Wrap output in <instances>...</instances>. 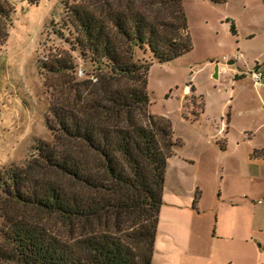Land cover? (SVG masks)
I'll use <instances>...</instances> for the list:
<instances>
[{"label": "trees", "instance_id": "1", "mask_svg": "<svg viewBox=\"0 0 264 264\" xmlns=\"http://www.w3.org/2000/svg\"><path fill=\"white\" fill-rule=\"evenodd\" d=\"M17 1L41 2L0 0V20L7 25ZM58 25L56 33L71 51L99 67L93 75L107 105L99 103L98 113L123 120L111 125L102 117L52 111L50 128L77 148L60 153L40 142L25 165L0 173V264H152L169 160L179 143L169 125L149 114L147 92L119 87L143 80L146 90L144 77L154 63L193 51L183 0H68ZM38 67L54 76L77 74L78 68L62 61H39ZM143 110L147 121L137 116ZM44 173L66 179L73 190ZM23 209L56 215L81 233L64 241L37 218L18 213Z\"/></svg>", "mask_w": 264, "mask_h": 264}, {"label": "rangeland", "instance_id": "2", "mask_svg": "<svg viewBox=\"0 0 264 264\" xmlns=\"http://www.w3.org/2000/svg\"><path fill=\"white\" fill-rule=\"evenodd\" d=\"M67 1L41 0L34 6L17 1L11 25L0 20V40L4 42L0 48V173L13 166L25 165L33 148L40 142L55 145L60 153L72 152V148L75 151L74 143L62 139L48 125L50 122L55 125L52 111L62 113L66 109L68 113L83 114L91 120L102 117L111 125L122 123V117L106 118L98 113L102 110V107L97 110L99 103L107 105L101 85L96 84L99 78L93 75L100 74L99 67L92 68L85 63L56 33L60 27L58 23L65 16ZM183 5L193 51L166 64L154 63L144 77L146 90L143 89V80L123 81L119 87L147 92L151 104L149 114L169 125L174 133V142L179 143L169 160L164 190L166 198L173 191L184 192L187 196L195 193L196 179L192 178V173L197 167L184 163V160L200 152L211 151V148L216 149L219 141L213 137L211 125L222 106L216 95L220 91L230 92L232 88L215 77L216 63H223L224 56L241 46L242 61L247 64L264 47V31L257 29L264 25V0H227L225 3L183 0ZM250 32L258 36L254 42H249L252 48L248 51ZM138 57L149 60L150 55L138 53ZM39 61L70 63L78 66L77 74L65 72L54 76L41 72ZM245 81L246 90L239 99H235L234 107L243 111L257 110L261 91L255 89L250 78ZM202 94L207 98L205 115L199 99ZM197 112H200L199 120L195 115ZM137 116L148 120L144 110ZM248 135L246 133V138ZM243 138L233 132L232 140ZM217 149L220 150L219 147ZM243 150L245 148L240 149ZM43 177L73 190L69 181L55 174L44 173ZM178 198L184 201L183 197ZM4 199L0 190V204ZM18 213L37 218L53 235L64 241H72L81 233L79 227L66 226L56 215L27 209Z\"/></svg>", "mask_w": 264, "mask_h": 264}, {"label": "crops", "instance_id": "3", "mask_svg": "<svg viewBox=\"0 0 264 264\" xmlns=\"http://www.w3.org/2000/svg\"><path fill=\"white\" fill-rule=\"evenodd\" d=\"M257 29L264 31V25ZM257 36L248 34V51ZM239 47L224 56L228 61L216 63L217 79L232 88L216 95L222 102L211 123L219 140L216 149L184 160L197 167L192 173L195 193L173 191L169 198L164 193L152 264H264V47L247 64ZM256 71L262 75L260 87L252 78ZM247 77L261 91L257 110L234 107ZM199 99L205 115L207 98L202 94ZM233 132L244 138L232 140Z\"/></svg>", "mask_w": 264, "mask_h": 264}, {"label": "built area", "instance_id": "4", "mask_svg": "<svg viewBox=\"0 0 264 264\" xmlns=\"http://www.w3.org/2000/svg\"><path fill=\"white\" fill-rule=\"evenodd\" d=\"M224 61H228V59H227V58H224ZM252 78H253V80L255 81V85H256L257 87H260V85H261V79H262V75H261V73L258 72V71L254 72V73L252 74Z\"/></svg>", "mask_w": 264, "mask_h": 264}, {"label": "water", "instance_id": "5", "mask_svg": "<svg viewBox=\"0 0 264 264\" xmlns=\"http://www.w3.org/2000/svg\"><path fill=\"white\" fill-rule=\"evenodd\" d=\"M231 65H234V61H231L230 63H229V66H231ZM215 77L216 78H218V73H219V65L217 64L216 65V69H215Z\"/></svg>", "mask_w": 264, "mask_h": 264}, {"label": "bare ground", "instance_id": "6", "mask_svg": "<svg viewBox=\"0 0 264 264\" xmlns=\"http://www.w3.org/2000/svg\"><path fill=\"white\" fill-rule=\"evenodd\" d=\"M187 92H188V90H187Z\"/></svg>", "mask_w": 264, "mask_h": 264}]
</instances>
